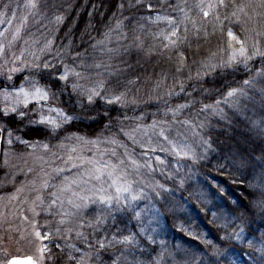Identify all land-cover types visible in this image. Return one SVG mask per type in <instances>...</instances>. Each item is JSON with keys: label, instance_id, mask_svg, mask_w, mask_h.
I'll use <instances>...</instances> for the list:
<instances>
[{"label": "trees", "instance_id": "trees-1", "mask_svg": "<svg viewBox=\"0 0 264 264\" xmlns=\"http://www.w3.org/2000/svg\"><path fill=\"white\" fill-rule=\"evenodd\" d=\"M28 2L29 0H0V26L7 25L12 31H15L13 28L18 27L22 40L28 38L37 44V39L45 38L47 30L50 29L47 22L40 19V15L41 13L46 15L50 13L48 9L41 7L42 0H36L38 7L35 9L27 7ZM132 2L135 4V0H132ZM236 2L240 3L242 0H236ZM118 3L119 0H69V2L63 3L59 9H54L53 13L50 14L53 21L52 27L57 32L56 41L61 42L60 37L66 33L64 20H61L62 22L56 25V16L66 12L70 14L67 31L72 29L73 36L71 39L77 43H82L92 37L94 38L92 40L93 43L103 41L101 47L114 48L122 41L117 36V33L129 31L131 37L126 38L128 42L132 44V41L137 37L139 40L136 39V43L143 42L142 48L132 46L125 58L133 64L136 71L137 87H142L145 93L154 89L157 94H162L172 84L171 74L176 71L178 51L184 52L186 64L188 65H193L192 62H197L199 57L206 60L213 53L226 59L229 56H225L230 53L227 26L223 32L219 29L214 32L213 17L210 15L202 19L198 14V9L192 7L196 0H187L188 7H185V0H146L145 7H134L127 11L121 10L120 12H117ZM147 3H151L152 8H148ZM177 4L184 8V12H187L192 19L198 21L197 28L206 27L209 33L214 32V34L205 40L201 32L199 33L201 38L198 40L196 29L193 28L191 23H188V37L191 47L189 48L187 43H185L180 45L178 50L174 49L172 51V49L169 51L166 49L163 51L162 45L166 42L162 43L160 36L164 37L161 33L167 34L171 31L168 21L166 19L157 21L158 38H156V34L144 25L145 19H141V17H146L147 14L150 16L154 15V17L157 15L162 17L170 16L174 20L179 21L183 18L184 12L173 10ZM81 10H84L82 14L80 13ZM223 11L221 10V14H223ZM246 11L248 16L252 17L251 20H248L247 16L240 14L241 20L247 21V23H234L230 26L240 39L251 37V39H248L249 47L254 39H259L261 43H264V37H256L255 35V32L262 30L261 24L264 23V20L256 15V12L260 10L256 9L254 12L251 9H246ZM25 14L26 16H24ZM114 15L115 19L113 18ZM118 21L119 27L117 26ZM103 24H110L111 31L104 27ZM140 25H143V28ZM245 28L249 29V31L245 32ZM133 29H135V32H133ZM183 29L184 25L182 24L180 25L181 34H183ZM106 30H108L106 33L107 37L104 35L100 38ZM37 33L39 34L38 38L36 37ZM81 37H83V41ZM62 42L66 43L68 41L64 40ZM232 43L235 45V42ZM0 44L3 43L0 41ZM20 44L22 43L16 39L12 44L9 55L12 52L18 53ZM235 46L238 47V45ZM36 49L37 46L32 48V50ZM149 49H152L150 54ZM161 52L164 54L161 55ZM169 55L172 56L171 60L168 59ZM168 60L171 64L168 63ZM259 61V57L255 58V63L250 62V67L258 68L260 66ZM13 66L15 65H9V67ZM229 72L230 74L217 85L222 91L213 96L211 100L205 101V103L216 106V101L219 100L220 104L217 107L218 110L223 112V118L215 114L211 109L204 110L200 115H196L194 111L189 112L188 108L180 110L181 118L187 120L188 123L180 128V131H183L182 135H173L170 138H175V143L179 141L180 146H187L185 148L178 147L188 151L189 155L187 157L183 154L176 155L172 154V152H162L160 149H157L156 152L148 151L150 149L144 148L141 143L134 144L132 140L120 131V128L123 127L125 131L130 132L133 136V132H136L133 129H136L137 125L140 126L141 130L152 126L153 121L171 120L176 106L180 103H186V101L178 100L174 97L168 98L173 111H170L167 117L163 115V109L166 106L162 105L159 100L153 99L149 102L147 108L136 106L135 110H125L129 119L124 120L123 125L113 126L110 124L109 127L105 128L104 125L109 124V122L104 120L99 126L94 125L83 130L74 127L68 133H65V135H69L74 131L79 135L87 136L89 139H94L99 135L105 137L114 136L120 143L130 148V153L132 150L140 158L139 168L132 166L129 168L127 158L123 155L124 150L119 146L116 148V151L121 154V159L127 165L123 172L119 168L117 169L115 178L119 180L118 183L130 182L133 192L143 190L144 198L133 202L136 211L144 210L141 222L138 223L133 218L131 211H129L126 214H116L117 220L115 222L108 219L95 237L91 235L92 229L87 227V221L83 225L76 224L73 229L74 232L83 231L88 236L90 243H95L96 238L111 239L112 234L117 233L118 229L122 230L121 235L139 233L140 227L146 229L145 233L137 235V243L135 245L128 248L116 245L119 251L112 249L102 253V259L105 264H111V260L116 257H120L118 264H135L136 261H139L140 264H154L156 261L159 264H264V251H261L264 248V211H261L257 206L262 199H257L255 196L257 191H264V183L259 177L253 178L250 175H241L240 172L228 166L219 171L212 169L211 163H202L201 168L192 167L193 155L197 157V154L202 151L196 142L197 134L202 133V129L199 127L200 124L207 125L212 123L216 124L217 127L229 125L227 131L228 135L231 136L232 132L230 129L233 125L230 124H235V120L233 121L232 119L233 114L239 115L238 119L241 121L244 119L249 120L252 126L253 121L257 123L264 121V112L261 111L264 110V101H261L258 91L243 86V80L248 79L249 75H254L255 73L246 71L242 64L236 65L235 70H229ZM17 75L14 74V81L17 79ZM141 76L147 78V83L139 79ZM2 80L3 78H0V81ZM158 83L159 87H157ZM242 86L247 94L246 96H237L230 99L229 103L224 102V96L230 87L241 88ZM261 86L257 84L256 87L259 88ZM176 90L179 92L178 87ZM133 91L135 92V87ZM186 91H190V89H186ZM179 95L183 96L184 94L179 93ZM234 102L238 105V108L232 107ZM125 112H121L119 116L121 120L124 119ZM153 113L156 114L153 115ZM113 115H116V113H113ZM205 116H207V119H205ZM140 117L142 119H138ZM156 126L162 127L163 124L156 123ZM185 129H190L191 131L185 132ZM224 131L226 130L217 129L218 133H223ZM41 133L42 130L40 132L33 131L31 135H22L20 133L16 135H20L23 139L39 140L42 139L39 136ZM184 136H187V139ZM12 139V149L19 150L22 148L23 151L27 150V147L16 141L14 137ZM72 141L76 142L75 140H55L50 143V147L52 144L60 142L71 143ZM192 143L193 147L191 148ZM252 148L254 150L258 148V144L253 143ZM3 149L4 147L1 146V150ZM157 156L165 162L163 165L157 161ZM215 159L216 156L213 155L212 160ZM112 162L118 163L116 160H112ZM16 165H19V162ZM5 172L6 169L1 161L0 177ZM124 173H131V175L127 176V180ZM61 177L63 176H59V178ZM250 179L254 181V186L257 187L250 188L248 186ZM181 181H183V184H181ZM90 184L97 185V182L91 180ZM158 185H163V188L158 187ZM1 190L0 187V192ZM110 191L114 192V188L110 189ZM156 192H160V195H156ZM193 192L196 195H193ZM198 194L199 199L197 198ZM39 195L42 197V193ZM128 195L126 194L125 196ZM146 203H150L152 206L148 207ZM156 206L165 220V231L161 235L166 248L163 254L158 252L157 242L153 243L147 239L149 226L146 224V219ZM97 209L98 205H90L91 211L87 210V215H91ZM213 213H216L215 219L212 215ZM42 218L43 216L38 217L39 220ZM241 228H243L242 232ZM233 233H238L241 238L236 239L235 235H232L231 239H229V235ZM82 239V237H77V235L76 237L72 235L69 239H51L47 244L46 252L53 259V264H74V262L68 261L67 257L69 253L74 251L73 256L78 258L80 254H77L79 252L75 250L76 248H79L83 253L91 251L88 244L83 243ZM206 241H211L214 246L222 248L224 250L223 255H212V248L209 247ZM249 242L254 245L253 248L248 247ZM19 244H25V242L12 240L4 245L11 249ZM71 244L75 245L74 249L69 247Z\"/></svg>", "mask_w": 264, "mask_h": 264}, {"label": "clouds", "instance_id": "clouds-1", "mask_svg": "<svg viewBox=\"0 0 264 264\" xmlns=\"http://www.w3.org/2000/svg\"><path fill=\"white\" fill-rule=\"evenodd\" d=\"M69 0H42L41 7L48 9V12L53 13L54 9L59 7ZM133 3L132 0H119V4ZM7 7V5H5ZM129 8L125 7L120 9L117 7V12L121 10L127 11ZM41 13L40 19L47 22L50 29L47 30L45 35L46 43L38 50H24L21 49L19 53L11 51V45L0 44V78H3L0 83L5 84L11 90L12 86L23 84L28 87L35 83L46 85L49 93V99L44 101L43 104H35L30 108H21V111L25 113L23 120H17L14 125L15 131L14 139L16 140L17 133L22 135H31L33 128H44L39 124H32L30 121L38 120L39 115H51L55 117L61 125V131L57 134H53L47 139V143L50 145L55 140H75V137L71 139H65L72 128L85 129L91 126H99V124L107 120L113 126L123 125V119L117 120V116H120L121 112H125L127 109L135 110L136 106L147 108L149 102L153 99L159 100L162 105L166 106L163 109V115L168 116V113L172 110L169 97H174L178 100H184L186 103H180L173 111L171 120L158 121L156 123H162L163 126L155 133L156 137H163L167 144L173 143V139H170L173 131H177L183 127L185 119H182L181 109L188 108L189 112L194 111L196 115H200L205 108V105H212L205 103L206 100H211L213 96L219 94L222 89L217 87L221 80H224L229 70H235V66L221 67V62L227 60L222 56L211 55L206 60L196 62L193 61L192 65L185 64L182 70L175 71L171 74L172 84L162 94H157L155 90H151L145 93L142 87H137L136 71L126 58V54L129 52V48L136 43L135 38L132 44H117L116 47L111 48L113 51H109L110 48L101 47V44L96 41L92 42L94 38L89 37L87 41L77 43L71 39L73 31L69 30L62 37L61 42H56L57 32L52 27L53 21L51 15ZM115 19V15L113 17ZM126 19V18H125ZM57 21V20H56ZM58 22V21H57ZM122 24V22H121ZM111 31L110 24H103ZM118 27L120 25H117ZM91 27V25H90ZM135 32V29H133ZM51 37V38H49ZM67 40V43L62 41ZM51 41L49 45L48 42ZM48 45V46H46ZM23 57V58H21ZM47 64V69L44 65ZM9 65H15L19 71L13 73L18 74L17 79L14 81H8L6 79ZM67 74L69 79L59 80V76ZM79 74V75H77ZM141 81L147 83L146 77H139ZM119 81L122 86L119 91H123L125 96L123 101L126 106H122L121 103L108 104L105 97L111 96L114 92V85ZM73 84H78V88H73ZM159 83L157 87H159ZM135 87V92L133 88ZM177 87L179 92H177ZM95 88L97 93H103L93 98L94 102H88L87 90ZM190 89V91H186ZM179 93H183L180 96ZM203 97V99H201ZM180 105H186L184 108H179ZM3 106V102H2ZM119 106V107H118ZM49 108L60 109L58 114L55 111L49 112ZM264 112V110H261ZM105 113H108L106 116ZM116 113V115H113ZM156 113H153L155 115ZM239 116V115H238ZM237 114H233V125L230 131L232 135H228V126L217 127L216 124L209 123L207 125L200 124L202 129L201 134H197V146L202 149L197 154L196 160L193 161L192 167L201 168L203 164H212V169L217 171L228 166L240 172L241 175H250L251 177H259L264 183V132H261L259 128H254L250 121L244 119L243 121L238 119ZM68 117H71L69 119ZM124 117H128L126 112ZM207 119V116H205ZM174 121V122H173ZM202 125V126H201ZM217 129H225L223 133H218ZM190 129H185V132H190ZM71 133H74L71 132ZM167 133V134H166ZM179 133V132H178ZM182 135V134H181ZM187 139V136H184ZM13 141V139H12ZM76 141V140H75ZM45 140L40 139V143L36 144L35 149H43L42 145ZM133 143H140L135 140ZM159 143V141H157ZM258 144V148L255 150L252 148V144ZM52 144L51 146H55ZM121 148H124L123 155H129V149L117 143ZM176 146L180 147L179 141L176 142ZM163 147V146H162ZM165 152H172L171 149L163 147ZM115 148L107 149V155L114 158L118 163L123 160L121 154ZM183 151V148H180ZM52 152V151H49ZM56 153V152H55ZM57 155V153L55 154ZM215 155L216 159L212 160V156ZM124 161V160H123ZM164 164V163H163ZM161 164V165H163ZM127 167L124 163L120 164L119 169L123 172V169ZM131 173L125 175L127 176ZM111 177L103 178L98 182L95 189L92 191L104 192L110 191ZM250 188L254 186V181L250 179L248 181ZM193 195H196L193 192ZM256 198L264 199V191H257L255 193Z\"/></svg>", "mask_w": 264, "mask_h": 264}, {"label": "snow or ice", "instance_id": "snow-or-ice-1", "mask_svg": "<svg viewBox=\"0 0 264 264\" xmlns=\"http://www.w3.org/2000/svg\"><path fill=\"white\" fill-rule=\"evenodd\" d=\"M146 0H135V4L128 3L125 4H119L117 5L118 8L123 9L125 7L131 9V8H142L145 7ZM30 8H37L38 5L36 3V0H29L28 4L26 5ZM148 8H152L151 3H147ZM185 7H188L187 0H185ZM192 7L198 9V14L201 16L202 19L209 17L210 15L213 17L214 20V32L215 30L219 29L220 31H224L225 27L227 26V37L229 38L228 48L230 49V54L227 58V60L221 62V67L225 66H236L242 64L244 66V69L248 72H254V75H249L248 79L243 80V86H247L249 88H253L256 91H258L261 101H264V43H261L259 39H254L252 41L251 46H248V39H251V37H246V39H240L233 31L232 27L230 25L234 23H240V24H246L247 21L241 20V15L248 17V20H251L252 17L248 16V13L246 9H251L255 12L256 9H259V12H256L257 16H260L262 20H264V0H242V2L237 3L236 0H196V3L192 5ZM174 11H181L184 12V8H181L179 4H177L174 9ZM221 10L223 11V14H221ZM63 19L62 16H56L57 21H61ZM141 19H149L151 20L152 17H141ZM157 21L161 19H166L171 26V31L167 34L161 33V35H164V39L168 41V43H165L162 45L163 49H167L171 51L173 48L179 49L180 45L187 43V46L191 47V42L189 41L188 33L189 28L187 27L188 23H191L193 28L196 29L197 32V39L199 40L201 37L199 33H203V38L207 40V38L214 34L209 33L206 29V27H199L197 28V20L192 19L187 12H184V16L181 20L176 21L170 16H159L157 15L155 18ZM119 25V21L117 22ZM184 25L183 34H181L180 31V25ZM141 28H143V25H140ZM261 31L255 32L256 37H264V23L261 24ZM19 31V29L17 30ZM245 32H248L249 29L245 28ZM254 31V30H253ZM107 37V34H105ZM139 40V38H137ZM232 42H235V46ZM98 43L103 44V41H99ZM48 44H51V41L48 42ZM48 46V45H46ZM137 48L143 47V42L140 41L139 43H135L134 45ZM199 47V45H197ZM2 50V49H0ZM109 51H113V49H109ZM149 54L151 53L152 49H149ZM164 53L161 52V55ZM215 55V53H213ZM260 58V66L258 68H251L250 62L255 63V58ZM169 60L172 59V56L169 55ZM186 64V57L184 55L183 51H178L177 55V61H176V70L180 71L182 70V67ZM48 65L45 64L44 68L47 69ZM19 71L16 67H11L8 70V74L6 79L8 81L13 80V73ZM79 75V74H77ZM59 80H67L69 79L67 74L60 75ZM257 84L262 85L261 87L257 88ZM241 88H229L224 96V102L229 103L230 99L237 97V96H246V92L244 91V87ZM78 84H73V88H78ZM122 86L120 85L119 81L116 82L114 85V92L111 96L105 97L106 102L108 104L113 103H121L122 106H126L125 102L123 101V97L125 96V93L123 91H119V89ZM103 93H97L95 88H91L87 90L88 95V102L93 103V98L97 95H102ZM0 97L3 98V106L0 107V139H3L6 136L8 137L7 143L11 145L13 143L11 137L14 135V125L16 124L17 120H23L25 118V113L21 111V108H30L35 104H43L44 101H47L49 99V93L47 91L46 85H42L40 83L32 84L28 87H25L23 84L20 85H14L12 86L11 90H9V87L5 84L0 83ZM220 104V101H216V106L214 105H205V108H210L215 114L220 115L221 118H223V112L218 110V105ZM179 108H184L186 105H180ZM232 107H237L238 105L234 102L232 103ZM55 111L58 114L60 113V109H53L49 108V112ZM107 116L108 113H105ZM71 119V117H68ZM119 120V116L116 118ZM124 119H129V117H124ZM142 119V117L138 118ZM32 124H39L44 128V131H42L39 136H41L45 141H47L48 138H50L53 134H57L61 131V125L58 122V120L51 116V115H43L40 114L38 120L30 121ZM188 121H184V124H187ZM254 128H259L261 132H264V121L257 123L256 121L252 122ZM109 124L104 125L105 128L109 127ZM156 126V121H153L152 127ZM202 126V125H201ZM140 129V126L137 125L136 129H133V131H137ZM41 128H33L31 131H37L40 132ZM120 131L124 133L125 136H127L129 139L134 140V137L132 134L128 131H125L123 127L120 128ZM179 134V133H178ZM75 137V140L78 144L82 145H97L98 142L96 140H91L87 136L79 135L77 132L70 133L65 137V139H71V137ZM108 143L110 144H117L119 141L114 137H106L105 138ZM16 141L23 144L25 147H30L35 149L36 144L40 143L39 140H29V139H23L21 136H16ZM171 150L176 154L180 155L181 153L187 157L189 155L188 151H181L180 148H178L175 144L170 143ZM126 147V145H122ZM43 149L45 151H52L53 148L57 149H63L65 148L64 143H58L55 146H51L44 142L42 145ZM77 149L75 147L71 148L70 152H76ZM107 151V150H106ZM160 151H165L163 147L160 148ZM113 152H115V149H113ZM55 152L52 151V155L55 156ZM103 155V153L101 154ZM79 159L81 164H89L92 165L91 168L85 169L83 173H78L74 177L69 178L67 176L64 177V179L60 182L59 185H52L53 188L57 189V191H53L50 193V195L53 197L51 199L50 203L48 204L47 208L42 209L45 212L50 211L53 209L54 206L59 204V207L61 211L59 213H54L60 215V219L58 221V225H63L68 222H70L69 218H75V222L77 225H83L85 221H87V227L92 229L91 235L93 237L96 236V234L100 231L101 228L104 227L106 221L108 219H111L113 222L117 220L118 213H127L131 211L133 218H135L138 223L141 222V211H136L135 205L133 202L140 200L144 198L143 196V190H140L139 192H133L132 184L130 182L124 181L123 183H118L117 179H112L110 189L114 188V192H104L103 190L100 191H92L91 189H95L96 185L92 184L91 187H81L80 191H72V198H69L67 200L68 205L71 206V210H65L64 209V200L61 199V194H63L65 191H71L73 185H84L87 186L91 183V180H95L97 182L101 181L105 174L109 177H114L117 169L119 168L120 164L124 163L123 160H121L119 163H112L111 161H108L106 163H100V161L96 159H89L84 156H77L74 157L71 154L67 155V160L65 163H70L73 168L79 167L74 160ZM128 159L131 161V166L135 168H139V165L135 159H132L131 155H128ZM157 161H159L160 164L165 163L163 160L160 159L159 156L156 157ZM196 160L195 155H193V161ZM7 163V160L5 161ZM56 173H61L64 171L62 168H55L53 170ZM125 175L127 173H124ZM47 175V174H46ZM87 177V179H86ZM181 184H183V181H181ZM49 182L47 179L43 180L41 183V188H48ZM158 187L163 188V185H158ZM17 191H20L18 189ZM167 191V190H165ZM124 193H128V196H125ZM156 195H160V192H156ZM197 198L199 199V194L197 195ZM36 201H39L41 204H43V198L40 195H37L35 200L32 202V207L30 208V211L33 212L34 215H37L36 213ZM90 205H98V209L93 212L91 215L86 214V210H90ZM261 211H264V199H262L259 204L257 205ZM214 219L216 217V213L212 214ZM57 233L60 232V228L57 227L56 229ZM65 231L71 232L72 228H68ZM146 229L144 227H140L139 233H130L128 235H121L122 230L118 229L117 233L112 234L111 239H105V238H96L95 243H90L88 236L84 234L83 231H77L76 235L77 237H82V242L88 244L89 249L91 251L84 252L83 255H81L79 258L73 256L71 253H69L67 259L68 261L74 262V264H93V257H94V264H105V262L102 259V253L108 252L109 250L115 249L116 251H119L118 248H116V245H121L124 248L131 247L137 243V235L145 233ZM243 231V228H241V232ZM235 235L236 239H240V235L238 233H233L229 235V239H231V236ZM35 236L39 237L41 239H46L47 237H41V234L39 231L35 232ZM119 236V238H118ZM149 241H152L155 243V239L153 236L149 235L147 237ZM161 245L164 244V241H160ZM206 243L209 245L210 248H212V255L214 256H221L224 253V250L222 248H218L212 244L211 241H206ZM69 247L75 248V245H69ZM249 248H253L254 245L249 242L248 245ZM77 252H80L79 248L75 249ZM41 253V260L43 258V253L45 251V248L39 249ZM261 251H264V248L261 249ZM120 257H116L115 259L111 260V264H118ZM9 264H22L21 261L18 260H11L9 261ZM23 264H35L31 259H29L26 262H23ZM135 264H140L139 261H136ZM154 264H159L158 261L154 262Z\"/></svg>", "mask_w": 264, "mask_h": 264}, {"label": "rangeland", "instance_id": "rangeland-1", "mask_svg": "<svg viewBox=\"0 0 264 264\" xmlns=\"http://www.w3.org/2000/svg\"><path fill=\"white\" fill-rule=\"evenodd\" d=\"M83 11L84 10H81L80 13L82 14ZM24 16H26V14ZM60 16L63 17L62 20H64L65 23V32H67L69 20H70V14L68 12L61 13ZM149 16H150L149 14L146 15V17ZM151 17H152L151 20L149 19L144 20V25H146L151 32L155 33L156 38H158L157 20L155 19L156 17H154V15ZM59 22L62 21L56 22V25ZM18 29H19L18 27H15L13 28V30L15 31H12L7 25L0 26V33H1L0 41L6 46L10 44L12 47L13 42L16 39H18V41L22 43L20 44L19 51L21 49L32 50V48H34L35 46H37L36 50H38L39 48L43 47L44 44L46 43V40L43 37H41V39L40 38L37 39V44L33 43L28 38L22 40L19 33L20 29L19 31H17ZM70 30L72 31V29ZM107 31L108 30L104 31L100 38H102L107 33ZM117 36L119 37V39L122 40L120 44H131L126 40V38H129V36L131 37V33H129V31L125 33L118 32ZM36 37L37 38L39 37L38 33ZM160 40L162 43L163 42L168 43V41L165 40L163 36H160ZM56 42L60 43L59 41ZM174 49L175 48H173L172 51H174ZM165 50L166 49H163V51ZM229 54L227 53L225 56ZM204 59L205 58L201 59L199 57L197 63L203 61ZM168 63L171 64L169 60ZM2 102H3V98L0 97V107H2ZM159 128L160 126H155V127L149 126L148 128L145 127L144 129L141 130L139 129L136 132H133L134 140L140 141L141 145L144 148L150 149L148 151H152V152H156V150L160 149L162 146L171 149V145L167 144V142L164 141L163 137H156L155 133L159 130ZM178 132L179 134L183 133V131L181 132L180 129L178 130ZM178 132L173 131L171 136L179 135ZM105 138H106L105 136L99 135L96 136V138L91 139V140H96L98 142V147L97 145H92V144L82 145L73 141L71 143L62 142L64 143L65 148L63 149L53 148L52 151L57 153V155L53 156L52 152L45 151L44 149L37 150L27 147L26 151H23L22 148H20L19 150L18 149L14 150L11 148L12 144L9 145L7 143L8 137L5 134V137L1 139L2 140L1 146L4 147V149L1 150L0 153V163L2 161V165L6 169L5 174L2 177H0V187L2 189L0 192V261L5 260L6 257L13 254L12 253L13 251H16L19 252L16 254L34 253L35 255L34 254L32 255L39 260V264L54 263L49 253L46 252L47 244L53 238L69 239L72 235L76 237L75 235L76 232H74L73 230L74 227L76 226V222H75V218H69L70 222L63 225H58L60 215L54 213H59L61 211L59 204L54 206L53 209H51L48 212H45L42 209L47 208L51 199H53L50 193L53 191H57V189L53 188L52 185H59L65 176L72 178L76 174L83 173L85 169L89 168V164L86 163L81 164L79 159L74 160V162L79 166L77 168H73L70 163H65L68 154H71L74 157L82 155L89 159L94 158L100 161V163H106L108 161L112 162V160H115L114 158L113 159L109 158L106 150L109 149L110 147L115 148L116 150L118 145H113L108 143ZM157 141H159V143H157ZM173 144L176 145L174 139H173ZM73 147L77 149L76 152H70L71 148ZM180 147L185 148L187 146L181 145ZM192 147H193V143L191 145V148ZM122 149L124 150V148ZM128 149L130 150L129 147ZM102 153L103 155H101ZM129 155H131L132 159H135L137 163L140 165V158H138V155L135 154V152L131 150V153L129 152ZM126 158H127V165L130 168L131 161L128 159V155L126 156ZM6 160L7 163H5ZM17 162H19V165H16ZM112 163L115 164L116 162H112ZM91 167L92 165H90V168ZM55 168H62L64 169V171L61 173H56L53 171ZM61 175L63 177L59 178V176ZM115 176L111 177L110 180L116 179ZM103 178H108V176L105 174ZM45 179H47L49 182V187L46 189L41 188V183ZM117 181L119 182L118 179ZM81 187H91V184L87 186L73 185L71 191H65L63 194H61V199L64 200L65 210H71V206L68 205L67 200L69 198H72V191L79 192ZM18 189H20V191H17ZM40 193H42L43 204H41L39 201H36V213L38 214L34 215L33 212L30 211V208L32 207V202L35 200L36 196L39 195ZM124 194L126 195L128 193H124ZM146 205L148 207L152 206L150 203H146ZM86 214H87V210H86ZM39 216H43V218L39 220L38 219ZM146 224L149 226L148 236L151 235L154 237L155 242L158 243L157 246L158 252L160 254H163L166 248L164 244L161 245L160 241H163L161 235H163L165 231V220L157 206L154 207V210L150 213V215L146 219ZM57 227L60 228L59 233H57L56 231ZM68 228H72V231L71 232L65 231ZM36 231L40 232L41 237H47V238L41 239L39 237H36L35 236ZM12 240L14 241L20 240L22 242H25V244L16 245L11 249L5 247L4 244ZM40 248H45L42 260H41V253L39 251ZM73 252L71 253L72 255L75 253ZM77 254H80L81 256L83 255V251H80ZM80 256H78V258Z\"/></svg>", "mask_w": 264, "mask_h": 264}, {"label": "water", "instance_id": "water-1", "mask_svg": "<svg viewBox=\"0 0 264 264\" xmlns=\"http://www.w3.org/2000/svg\"><path fill=\"white\" fill-rule=\"evenodd\" d=\"M0 145H1V139H0ZM13 259L18 260V261H21L22 264H23V262H26V261H28L29 259H31L33 262H35L30 256H24V257H12V258L9 259V261H11V260H13ZM9 261H8L6 264H9Z\"/></svg>", "mask_w": 264, "mask_h": 264}, {"label": "flooded vegetation", "instance_id": "flooded-vegetation-1", "mask_svg": "<svg viewBox=\"0 0 264 264\" xmlns=\"http://www.w3.org/2000/svg\"><path fill=\"white\" fill-rule=\"evenodd\" d=\"M0 263H3V262H0Z\"/></svg>", "mask_w": 264, "mask_h": 264}]
</instances>
